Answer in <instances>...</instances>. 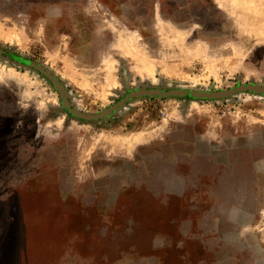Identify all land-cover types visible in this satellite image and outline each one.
<instances>
[{"label": "rangeland", "instance_id": "1", "mask_svg": "<svg viewBox=\"0 0 264 264\" xmlns=\"http://www.w3.org/2000/svg\"><path fill=\"white\" fill-rule=\"evenodd\" d=\"M0 264H264V0H0Z\"/></svg>", "mask_w": 264, "mask_h": 264}, {"label": "water", "instance_id": "2", "mask_svg": "<svg viewBox=\"0 0 264 264\" xmlns=\"http://www.w3.org/2000/svg\"><path fill=\"white\" fill-rule=\"evenodd\" d=\"M1 52V51H0ZM19 63L26 65L36 71L40 72L46 79L50 81V83L54 86L56 91L58 92L61 100V104L63 109L68 112L71 116L76 119L83 121H99L108 118L116 111L121 109L125 104L129 101H132L137 98H143L146 96H176V97H185L191 99H210V100H222L225 98H230L233 95L239 93H250L255 95H260L264 97V85H259L255 83H242L238 84L229 89H221L215 91H204V90H191V89H159V88H141L136 90H129L124 95L115 101L110 107L103 109L97 113H88L81 112L74 108H72L67 102V94L62 84L47 70L38 66L30 60H27L22 57L16 58Z\"/></svg>", "mask_w": 264, "mask_h": 264}]
</instances>
